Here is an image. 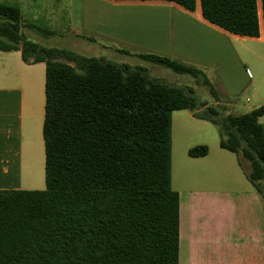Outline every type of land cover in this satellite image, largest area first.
I'll use <instances>...</instances> for the list:
<instances>
[{"label": "trees", "instance_id": "16d2710c", "mask_svg": "<svg viewBox=\"0 0 264 264\" xmlns=\"http://www.w3.org/2000/svg\"><path fill=\"white\" fill-rule=\"evenodd\" d=\"M159 1L190 12L199 5L215 26L260 36L264 0ZM22 19L18 4L0 2V50L46 64V188L0 189V264H179L180 194L171 179L175 110L213 123L221 147L250 163L247 177L264 199V104L226 113L224 104L199 100L192 87L167 83L144 66L30 40ZM117 50L191 75L216 95L196 65ZM208 152L207 145L188 150L191 157Z\"/></svg>", "mask_w": 264, "mask_h": 264}, {"label": "rangeland", "instance_id": "374dc122", "mask_svg": "<svg viewBox=\"0 0 264 264\" xmlns=\"http://www.w3.org/2000/svg\"><path fill=\"white\" fill-rule=\"evenodd\" d=\"M109 1H116L120 5L107 8L103 5L83 4L82 0H0L20 6L23 32L30 40L47 46L65 47L87 56H104L119 63L144 66L151 75L167 83L192 87L199 100L209 104H224L226 113L243 114L264 104V33L261 38L243 37L213 25L221 35L206 36L221 44V61L214 58L205 60L200 65L189 64L198 66L206 73L216 91L215 95L209 86L191 75L174 72L137 55L121 53L115 48L117 44L113 43L110 36L141 39L143 35H150V26L159 17L164 19L165 29L172 28L173 20L179 17L177 12L173 17L170 14L168 6L172 3L159 0ZM259 5L261 29L264 32L261 3ZM158 7H165L166 10L153 14L152 9ZM47 30L53 34L46 36ZM87 37H93L95 40L90 41ZM3 82V85L10 84L9 78L6 77ZM260 121L264 124V116ZM30 125H35V121L30 123L26 119L25 132H33L35 126ZM171 138L172 188L181 195L183 213L186 208L193 209L192 216H201V223L206 225L208 230L217 232L219 237L223 234L227 241V251L229 247L232 250L236 240L228 237L238 230L232 218H237L240 212L239 204L243 202L240 198L247 190L256 191L247 177L250 163L243 160L239 154L222 148L218 128L209 121L195 118L187 109L173 112ZM196 145H207L209 156L202 160L191 159L188 150ZM23 149L22 188L45 189L46 158L43 142L42 148L40 143L39 149L35 150L37 155L31 165L32 169L27 165L33 152L31 144H25ZM228 201H231L230 205ZM261 201L264 212L262 196ZM225 213L229 214L231 224L223 216ZM215 240L213 248L220 249L221 247H217V238ZM229 257L231 262V255Z\"/></svg>", "mask_w": 264, "mask_h": 264}, {"label": "crops", "instance_id": "0c3cea01", "mask_svg": "<svg viewBox=\"0 0 264 264\" xmlns=\"http://www.w3.org/2000/svg\"><path fill=\"white\" fill-rule=\"evenodd\" d=\"M112 2L82 0L83 4L103 5L107 8L120 5L116 1ZM173 4L168 6L170 14L173 17L177 12L179 17L173 20L172 28L165 29L164 19L159 17L150 26L152 30L150 35H143L141 39L128 37L121 39L110 36L113 43L117 44L116 50L121 46L132 52L143 50L199 65L205 60L214 58L221 61L219 60L221 44L212 37L206 36L207 34L221 35V32L203 17L200 6L198 5L194 12H190ZM152 10L154 14L164 12L166 9L158 7ZM263 33L261 29L260 36L257 38H261ZM4 77L9 78V85H3ZM45 81L46 64L44 62L27 64L22 59L21 51L0 50V189H23L22 169L25 144H31L33 151L30 161L27 162L30 169L35 162L37 155L35 150L39 149L40 143L42 148L43 142L45 149V142L42 141L46 103ZM26 119L30 123L35 121V125H30L35 126L34 129L32 128V133L25 132ZM209 154L210 150L204 156H190V158L202 160ZM240 200H243L242 203L239 201L241 204L238 203L240 212L237 218L234 216L232 218L238 230L228 237L231 240L235 238L237 244L234 243L235 247L232 250L229 247L227 251V241L223 234L219 237L216 235L217 232L208 230L206 225L201 223V216L196 214L192 216L193 209L186 208L183 213L180 195L179 264H264V212L261 196L255 190H247ZM230 202L228 201L229 205ZM223 216L231 224L229 214L225 213ZM215 238H217V247H221L220 249L213 248L216 243ZM229 255H231V262H229Z\"/></svg>", "mask_w": 264, "mask_h": 264}]
</instances>
